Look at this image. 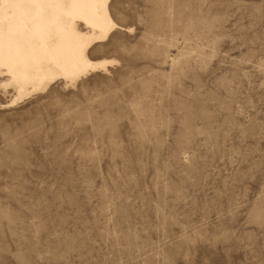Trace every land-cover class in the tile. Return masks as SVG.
Wrapping results in <instances>:
<instances>
[{"label": "rangeland", "instance_id": "1", "mask_svg": "<svg viewBox=\"0 0 264 264\" xmlns=\"http://www.w3.org/2000/svg\"><path fill=\"white\" fill-rule=\"evenodd\" d=\"M109 9L106 71L0 84V264H264V0Z\"/></svg>", "mask_w": 264, "mask_h": 264}, {"label": "bare ground", "instance_id": "2", "mask_svg": "<svg viewBox=\"0 0 264 264\" xmlns=\"http://www.w3.org/2000/svg\"><path fill=\"white\" fill-rule=\"evenodd\" d=\"M110 1L0 0V84L14 92L7 107L115 63L90 58L96 44L122 30Z\"/></svg>", "mask_w": 264, "mask_h": 264}]
</instances>
